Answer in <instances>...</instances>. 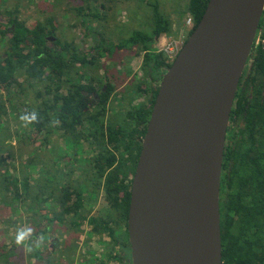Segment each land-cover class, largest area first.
<instances>
[{"label":"trees","instance_id":"trees-1","mask_svg":"<svg viewBox=\"0 0 264 264\" xmlns=\"http://www.w3.org/2000/svg\"><path fill=\"white\" fill-rule=\"evenodd\" d=\"M15 1L11 6L9 0H0V11L3 10L0 45L4 46L0 54V93L5 91L4 98L0 94V264H16L15 258L22 256L26 243L32 248L25 259L27 264H37V261L39 264L61 261L62 264L75 261L127 264L130 248L126 221L131 179L158 87L139 83L137 93L151 88L149 105L130 106L122 110L120 119L112 114L106 116L115 85L106 81V89L100 91L101 80L95 83L88 80L91 91L98 95L96 103L89 105L83 94L89 91L88 86L82 82L81 75L73 80L77 74L73 70L76 63L81 67L89 64L98 70L100 58L111 57L112 48H106L101 42L94 41L87 48L84 43L85 37L95 34L86 19L99 20L104 3L92 0V4L100 2L96 7L71 5V0L66 1L68 10H74L77 16V21L68 20L69 16L65 19L68 27L72 30L81 24L85 31V37L81 36L77 42L75 34L62 40L57 36L64 21L59 23L54 15H43L28 27L20 12L24 4L21 0ZM207 1L184 0L183 11L193 19V27L185 40L199 21ZM153 9L151 29L133 31L114 48L119 51L125 45L136 48L133 54L142 56V69L151 78L158 75L161 79L171 61L156 44L163 35L171 34L172 23L157 11L156 4ZM258 27L264 37V10ZM50 35L55 38L53 46L47 38ZM251 51L264 52V43L256 47L253 43ZM241 82L229 116L220 173L222 264H264V95L261 89L264 63L257 61L255 72H249ZM67 84L70 88L60 94L59 89ZM114 99L109 103L110 110L114 108ZM33 113L34 121L21 119ZM8 118L14 125L13 130ZM12 135L19 146L38 140L30 155L48 152V158L41 165H32L28 156L18 167L14 166L8 161L15 153L9 143ZM54 136L63 145L54 142ZM29 170L35 171L42 182L35 194L30 192ZM86 199L98 201L100 207L93 211L87 207L91 201ZM3 207L9 208V214ZM21 213L26 214L31 233L20 243L17 237L11 238L8 245L5 235L10 227L16 228L17 233L23 231ZM83 223L90 226L89 235L95 234L101 239L106 234L111 246L108 244L98 255L85 248L87 251L77 257L81 243L84 248L89 242V237L79 242ZM100 242L102 247L107 243Z\"/></svg>","mask_w":264,"mask_h":264},{"label":"water","instance_id":"water-1","mask_svg":"<svg viewBox=\"0 0 264 264\" xmlns=\"http://www.w3.org/2000/svg\"><path fill=\"white\" fill-rule=\"evenodd\" d=\"M264 0H208L159 82L131 179V264H222L220 173Z\"/></svg>","mask_w":264,"mask_h":264},{"label":"rangeland","instance_id":"rangeland-1","mask_svg":"<svg viewBox=\"0 0 264 264\" xmlns=\"http://www.w3.org/2000/svg\"><path fill=\"white\" fill-rule=\"evenodd\" d=\"M24 4V6L20 7L21 16L25 18L26 25L28 27H32V25L35 23V20L42 17L43 15H54L57 20L60 22L64 21L62 23V28L60 27L57 30V36L62 40L63 38H70L72 36L76 37V40L79 41V38L81 36H84V29L81 24L77 25L75 29H72L68 27V23L65 22V19L70 17L68 20H76L77 16L74 10L70 9L68 10V7L66 5L67 0H21ZM80 1V2H79ZM94 1V0H93ZM92 0H71L70 4L73 5L75 3L83 6L91 5ZM102 3H104V9L99 10V16L100 19H94L93 21H90L86 19V24L91 26V29L95 30L94 36H87L85 37V46L93 44L95 41L96 43L101 42L103 46L106 48L111 49V57L107 58L104 62V67L106 69V74L111 76L114 75L113 72L117 69L118 66H123V69H126V76L131 75L129 78L127 77L126 86L122 90V98L120 99V102L123 104H130V102L134 99L139 98V93H137L136 88L139 85V83L142 82V80H139L141 73L144 71L141 65V59L142 56H138L133 54L136 51V48L131 49L128 48L127 45L123 47L122 50H118L115 47L117 43L125 41V38H127L129 35L132 34L135 30H143V31H149L151 29V26L153 24L152 15H153V5H157V11L162 14L163 16H166L168 19L171 20L172 23V31L169 35H163L161 38L157 41V48L159 50L164 49L170 42L180 44V42H184L186 33L191 29L190 26L187 25V19L189 18V15L183 11L184 6V0H99ZM97 2L92 5L99 7L100 2ZM15 0H9L8 5H15ZM69 12V13H67ZM67 13V14H66ZM3 15V10L0 11V16ZM80 17L78 18V20ZM93 37H99L102 38V41H99L98 38ZM3 46V45H2ZM0 45V54L4 50V46L2 47ZM181 48V47H180ZM103 59V58H102ZM101 59V60H102ZM172 63V59H169ZM104 71V70H103ZM139 77V78H138ZM126 79V77H125ZM3 98L5 95V91L1 90L0 93ZM117 105V103L115 104ZM115 113V114H114ZM113 115L115 118H122L123 111L121 112H113ZM8 121L9 127L11 130L14 129V125L10 123V118L6 119ZM115 122V121H114ZM12 139L10 140V144L14 147V158H9L8 161L15 164L14 166H19L21 160L26 159L28 156V159L30 158V162H33L32 165L38 164L41 165L44 160L48 158V152L47 153H41L36 152V156L30 155L31 154V148L37 146L38 140H34V142H27L24 146H19V142L17 138L12 135ZM54 142H56L59 145L62 144V140L58 136H54L53 138ZM54 143V144H56ZM69 155L71 153H68ZM33 156V157H32ZM38 159H41L39 161ZM25 161V160H24ZM13 166V167H14ZM31 173V194H35L38 189H41V181L37 178V173L35 171H30ZM86 202H89L88 199L85 200ZM28 203V202H27ZM32 204L31 202L28 203ZM33 206H37V204H33ZM38 207V206H37ZM93 211L98 209L100 206L98 205V201L96 202H90V204L87 206ZM39 208V207H38ZM3 210L6 214H9V208L3 207ZM89 210H87L88 212ZM19 219L21 223V228L23 231H28V224H26L27 216L24 213L19 214ZM2 227V224H0V228ZM89 229L90 226L88 224H82L81 230L82 234L79 236V242L88 239V244L83 248V243H81L80 248H78L76 252V256L82 254V251L85 252V248H90L91 250L95 251L98 255L101 250H105L106 246L111 244L108 241V236L106 234L102 235L99 239V237L95 234L89 235ZM7 234L5 235V243L10 245V239L17 237L18 233L16 231V228L13 226L10 227L7 230ZM2 237L0 236V240ZM100 240L106 241V245L100 242ZM33 243V244H32ZM31 245H34V241L31 242ZM25 250H23L22 256H17L15 258L16 264H27L25 259L27 256H29L32 251L31 247L28 246L26 243L24 245ZM7 249V248H5ZM83 249V250H82ZM93 252H91L92 254ZM90 256V254L87 255ZM44 259V258H43ZM33 260V259H32ZM44 261V260H43ZM39 264V262H36ZM64 263V262H63ZM44 264V262L42 263ZM46 264V263H45ZM56 264H62V261ZM68 264V263H64ZM73 264H78L77 261H75ZM114 264V263H112Z\"/></svg>","mask_w":264,"mask_h":264},{"label":"flooded vegetation","instance_id":"flooded-vegetation-1","mask_svg":"<svg viewBox=\"0 0 264 264\" xmlns=\"http://www.w3.org/2000/svg\"><path fill=\"white\" fill-rule=\"evenodd\" d=\"M47 38H48V40L50 42V46H53L52 42L54 41L55 38L52 37L51 35L48 36ZM253 43H254V47L258 46L259 44H263L264 43V37L262 36V30L259 27L257 29V32H256L255 39H254ZM89 46H91V45L86 46V48L89 47ZM250 52H251V54H249V57H248V59L246 61V64H245V66L243 68V71L241 73V76H240V79H239V82H238V85H237V89H238V87L242 86V82L240 83V80L243 81L244 78L248 76L249 72H251V73L255 72V63L257 61L264 63V52H261V53H258V54H256L254 51H250ZM106 59H107L106 56L100 58L99 64L101 66L98 68V70H96L94 67L91 68V66L89 64L87 66H85V67H81V65L79 63L75 64V68L76 69L74 68L73 70L76 71L77 74L75 75V78L73 80H75L76 78H78L81 75L82 82L85 83L86 86H88V90L89 91H83V94L89 100L88 104L89 105H94L96 103L97 98H98V95L96 94V92L95 91H91V89H90L91 86L88 84L89 82H87L88 80L91 79V81H93L94 83L97 80H101V82H100L101 83L100 91H104L106 89V81H108L109 83L115 85L114 90H113L112 94L109 97V102H108V105H107V107L109 109L107 108V115L106 116H111L110 114L113 115V112H118V111L120 112L122 110L125 111L130 106H135V105L137 106L138 104L149 105L150 99H151V88H148L147 92H143V91L140 92L139 93V95H140L139 98L132 100L130 102V104H128V105L127 104H121L120 105V103H122V102H120V99L123 96L122 90L126 86L127 77L129 78L131 75L126 76V69H123V66H118L117 69L115 70V72H113L114 75H111V76L107 75L106 74V69L104 67V62H105ZM141 65H140V67H142ZM125 77H126V79H125ZM139 80H142V83L143 82L148 83L152 87L156 88V87H159V82H160L161 79L159 78L158 75L155 78H151L146 71H143L141 73V76H140ZM69 88L70 87H69L68 84L64 85L62 88L59 89L60 94L65 93L66 90H68ZM261 89H262L263 95H264V82L261 83ZM112 98H115L113 100V107L114 108L110 110L109 103L111 102ZM248 98L252 99V94L250 96H248ZM259 98H261V97H259ZM259 100L261 101L262 99H259ZM234 101H235V98H234ZM234 101H233V103H234ZM116 103H117V105H115ZM250 105H251V103H250ZM260 105H262V104H260ZM262 106H264V104ZM126 261H127V264H131L130 257H128L126 259Z\"/></svg>","mask_w":264,"mask_h":264},{"label":"built area","instance_id":"built-area-1","mask_svg":"<svg viewBox=\"0 0 264 264\" xmlns=\"http://www.w3.org/2000/svg\"><path fill=\"white\" fill-rule=\"evenodd\" d=\"M187 25L190 26L191 28L193 27V19H192V17H189L187 19ZM183 43L184 42H180V44H176V43H171L170 42L162 50L166 53L168 59H172L173 60V58L176 56V54L178 53V51H179V49H180V47L182 46Z\"/></svg>","mask_w":264,"mask_h":264},{"label":"clouds","instance_id":"clouds-1","mask_svg":"<svg viewBox=\"0 0 264 264\" xmlns=\"http://www.w3.org/2000/svg\"><path fill=\"white\" fill-rule=\"evenodd\" d=\"M22 120H29V121H34L36 119L35 113L32 114L31 117L28 116H22ZM31 233V230L29 229L28 231H20L17 235V243L22 242L27 236H29Z\"/></svg>","mask_w":264,"mask_h":264}]
</instances>
